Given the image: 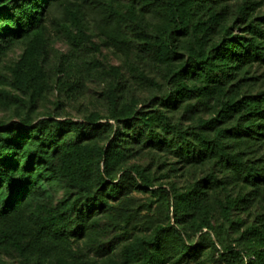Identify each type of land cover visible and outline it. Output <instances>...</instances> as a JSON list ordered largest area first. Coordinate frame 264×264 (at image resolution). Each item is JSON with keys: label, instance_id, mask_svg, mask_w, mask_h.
I'll return each mask as SVG.
<instances>
[{"label": "trees", "instance_id": "trees-1", "mask_svg": "<svg viewBox=\"0 0 264 264\" xmlns=\"http://www.w3.org/2000/svg\"><path fill=\"white\" fill-rule=\"evenodd\" d=\"M224 1L129 0L121 10L112 3L85 0L96 4L92 7L95 27L127 34L119 40L105 31L115 48L132 46L139 56L165 68L163 91L162 83L134 68L138 84L162 91L147 107L126 99L121 69L109 67L106 73L113 80L105 94L107 115L92 113L83 122L56 116L34 120L31 113L43 91L42 70L26 57L21 59L12 76L19 93L0 90L8 103L29 107L25 115L0 126V223L7 224L0 230L2 241L27 256L30 247L41 245L47 237L80 238L96 227V216L112 211L119 216V204L124 205L132 189L153 187L144 169L125 164L135 152L147 150L171 156L184 168L206 167L208 173L185 192L172 189L173 217L167 225L156 226L149 237H136L124 247L127 264L186 262L200 255L194 243L200 234L208 237L226 264H264L260 247L226 245L208 215L210 199H217L218 189L229 180L252 191L234 202L217 199L227 221L232 208L252 204L264 190V93L248 95L234 86L236 66L264 61V30L248 19L247 7L241 5L236 22L245 30L232 37L231 30L223 27V12L218 11ZM68 2L0 0V49L7 42L39 34L47 19L64 11L74 39L99 52L100 46L86 31V13L80 6L71 10ZM196 10L202 16L194 23ZM152 13L169 26L151 28ZM219 26L224 34L213 41L210 33ZM62 28L71 32L67 24ZM75 69L80 73V68ZM62 74L78 85L79 78L70 79L71 72ZM177 111H182L179 119L174 116ZM58 190L63 195L54 203L50 194ZM23 205L30 210L33 230L18 222ZM196 212L201 218L188 231L182 224L188 213ZM247 234L264 241L260 229H247Z\"/></svg>", "mask_w": 264, "mask_h": 264}, {"label": "rangeland", "instance_id": "rangeland-1", "mask_svg": "<svg viewBox=\"0 0 264 264\" xmlns=\"http://www.w3.org/2000/svg\"><path fill=\"white\" fill-rule=\"evenodd\" d=\"M71 10L80 6L86 13L84 25L88 34L92 35L94 43L100 46L99 52L82 47L74 39V28L69 16L64 11L47 19L41 32L21 40L5 43L0 49V90L18 94L13 85V71L21 59L41 67L40 78L44 81L42 93L39 97L34 112V120L56 116L83 122L84 118L92 113L108 114L106 91L109 82L113 80L106 73L109 67H119L122 78L121 85L126 88L127 100L134 99L140 107H147L154 97H160L165 87V68L156 65L147 58L139 56L132 46H119L115 48L108 36H116L119 40L126 38L127 34L108 28L99 30L92 23V7L96 4L85 3V0H68ZM101 5L112 3L119 9L125 10L129 0H99ZM241 5L247 7L248 19L264 30V0H225L218 8L223 12L222 21L224 29H230L232 37L241 36L244 26L238 21L237 9ZM94 16V15H93ZM202 16L201 10L194 12V23ZM151 28L161 30L169 23L161 16L152 13L148 16ZM67 24L70 31L62 28ZM223 27H216L211 33L213 41H219L223 34ZM73 32V33H72ZM264 49V39L261 40ZM71 67L68 69V67ZM76 66L80 73L76 72ZM137 68L162 83V91L156 88L138 84L133 71ZM79 78L78 85L68 81ZM234 86L248 95L264 93V61L253 60L235 68ZM32 91V90H31ZM31 93V92H30ZM29 101V97H24ZM4 95H0V126L16 120L17 115H25L29 107H19L17 103L10 104ZM205 115L202 112H197ZM182 111L175 112V119H179ZM105 122V121H102ZM186 125L189 122H185ZM264 149V146H263ZM127 167L137 166L145 170L153 187L146 190L132 189L124 199V205L119 204V216L114 211L100 214L95 217L97 225L88 230L83 237H70L55 239L47 237L41 245L30 247L22 256L7 242L0 239V264H127L123 257V249L132 243L136 237H149L158 225H167L169 217H173V192L176 189L185 192L195 182L204 178L208 173L206 167L184 168L171 156H165L152 151H139L125 163ZM125 165V166H126ZM168 192L169 198L166 197ZM242 183L229 180L220 186L217 199L234 202L238 197L251 193ZM51 200L56 203L63 192L52 191ZM251 198V197H250ZM217 199H210L208 215L211 216L212 225L220 234L226 245L260 247L264 255V241H256L247 234V229L257 228L264 233V190L255 196L252 204L239 203L230 212V221H227L219 206ZM219 204V203H218ZM19 224L26 230L35 229L31 220L28 206H22ZM201 218L200 213H188L182 226L190 231L191 226ZM7 224L0 223V230ZM27 243L28 240L24 239ZM194 243L200 248V255L180 264H226L220 258V252L210 243L208 237L200 234L194 238ZM217 249H221L217 245ZM165 264H175L168 260Z\"/></svg>", "mask_w": 264, "mask_h": 264}]
</instances>
